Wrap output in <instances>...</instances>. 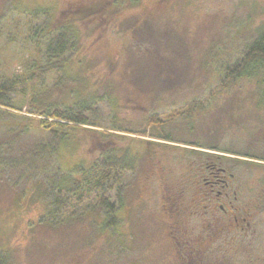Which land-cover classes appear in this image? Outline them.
Masks as SVG:
<instances>
[{"label": "rangeland", "instance_id": "obj_1", "mask_svg": "<svg viewBox=\"0 0 264 264\" xmlns=\"http://www.w3.org/2000/svg\"><path fill=\"white\" fill-rule=\"evenodd\" d=\"M40 7L72 25L78 48L63 73L41 79L37 101L59 107L93 100L88 115L99 124L78 127L67 143L54 140L51 161L69 169L109 148L140 153L137 168L122 178L127 186L117 232L123 240L119 234L113 240L118 249L123 242L132 248L117 259L92 218L65 214L40 222L46 205L37 173L18 180L17 168L3 167L5 263L264 264L261 87L245 77L227 90L221 85L263 25L264 0H0V83L32 72L24 64L31 54L22 11ZM29 97L12 99L21 111L0 112V141L11 142L6 154L15 157L53 144L36 127L25 105ZM154 113L161 126L148 125ZM145 128L144 138L137 132ZM207 162L214 179L226 180L211 195L200 177Z\"/></svg>", "mask_w": 264, "mask_h": 264}, {"label": "trees", "instance_id": "obj_2", "mask_svg": "<svg viewBox=\"0 0 264 264\" xmlns=\"http://www.w3.org/2000/svg\"><path fill=\"white\" fill-rule=\"evenodd\" d=\"M22 12L29 17L25 22L27 33L24 44L33 58L27 56L24 64H30L32 72L28 77L20 75L10 82L0 83V112L9 113L16 109L21 111L23 106H16L12 99L30 95L25 105L33 117H36V127L46 133L48 139L53 140V144L42 145L40 149H26L22 156L15 157L14 154H6L13 149L11 142L5 145L0 141V169L17 168L18 180L25 179L26 176L30 178L33 172L37 173L40 200L46 205V212L40 222L46 219L56 220L65 214L92 218L96 232L105 236L106 241L102 245L104 244L107 251L109 248L110 253L119 259V256H122L121 250L132 248L122 241L124 246L118 249L120 245L113 243V240L118 241V234L123 240L120 230L117 232V225L120 223L119 211L124 205L123 193L127 186L122 178L137 168L141 155L132 152L131 147L124 149L116 147L101 152L94 160L81 161L69 169L54 167L55 163L51 161L54 157L52 148L54 140H58V143H67L69 135L75 134L73 131L78 127L99 124L91 119L94 111L91 105L93 100L87 102L78 98L79 102L73 106L68 104L59 107L37 101L36 94L42 87L41 79L49 73H63L67 65L66 57L76 52L78 42L74 41L76 32L72 25L64 20L60 22L55 20L54 14L47 8L40 7ZM16 39V36H13L7 41ZM38 57L43 59L42 64L35 62V58ZM243 77L248 80L256 79L261 87L259 104H264V23L246 46L243 57L227 68L221 85L227 90L230 84ZM197 103L199 102L192 101L191 104L196 106ZM147 123L149 126L157 124L161 126L163 122L159 114L154 113L148 117ZM113 127L124 129L121 126ZM137 134L145 138L149 133L145 128ZM158 137L168 141L171 139L164 133ZM93 215H98L99 219L93 218ZM97 220L100 224L95 222ZM5 262L6 259L0 255V264H6Z\"/></svg>", "mask_w": 264, "mask_h": 264}, {"label": "flooded vegetation", "instance_id": "obj_3", "mask_svg": "<svg viewBox=\"0 0 264 264\" xmlns=\"http://www.w3.org/2000/svg\"><path fill=\"white\" fill-rule=\"evenodd\" d=\"M210 167H211V165L210 164H208V162L203 166V168H202V174H200V177L201 178H203L204 180H207L206 181V183H205V190L206 191H208V192H211L209 195H211V194H213L212 192V190H213V187L215 186V184L217 183V181L218 180H220V181H224V182H226V180L225 179H219V178H216V179H214V176H217V175H211V174H213L214 172L213 171H210ZM221 169V168H220ZM223 169V171L224 172H226V168H222ZM221 169V170H222ZM205 174H210V176H204ZM223 186H225V184L223 185ZM212 187V188H211ZM221 191V192H220ZM219 192H217V197L219 196H221L222 195V192H223V189H221ZM225 195L227 196V193H225ZM221 206H220V208L221 209H224V206L222 205V204H220ZM215 208V207H214ZM237 218V217H236Z\"/></svg>", "mask_w": 264, "mask_h": 264}]
</instances>
